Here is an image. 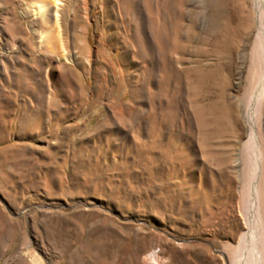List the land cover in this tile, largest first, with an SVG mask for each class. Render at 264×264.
<instances>
[{"label": "rangeland", "instance_id": "1", "mask_svg": "<svg viewBox=\"0 0 264 264\" xmlns=\"http://www.w3.org/2000/svg\"><path fill=\"white\" fill-rule=\"evenodd\" d=\"M137 1L75 0L63 63L0 0V264L232 259L253 0Z\"/></svg>", "mask_w": 264, "mask_h": 264}, {"label": "bare ground", "instance_id": "2", "mask_svg": "<svg viewBox=\"0 0 264 264\" xmlns=\"http://www.w3.org/2000/svg\"><path fill=\"white\" fill-rule=\"evenodd\" d=\"M22 1L28 10L41 17L45 26L41 39L45 47L58 53L61 62H70L72 57L67 55L62 40L61 23L75 0ZM137 4L138 13L143 15L144 0H138ZM253 6L257 22L255 69L250 100L244 111L248 139L241 152L244 155L241 212L247 230L241 235L229 264H264V137L261 136L264 127V0H253ZM222 255L228 259L226 254ZM153 260L150 257L145 264H151Z\"/></svg>", "mask_w": 264, "mask_h": 264}]
</instances>
